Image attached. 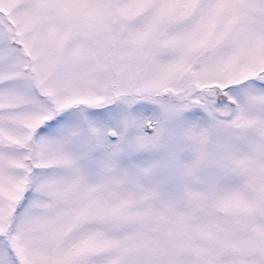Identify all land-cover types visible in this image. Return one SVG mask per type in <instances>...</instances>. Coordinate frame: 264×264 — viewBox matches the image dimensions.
<instances>
[{"label": "snow or ice", "instance_id": "obj_1", "mask_svg": "<svg viewBox=\"0 0 264 264\" xmlns=\"http://www.w3.org/2000/svg\"><path fill=\"white\" fill-rule=\"evenodd\" d=\"M0 264H264V0H0Z\"/></svg>", "mask_w": 264, "mask_h": 264}]
</instances>
